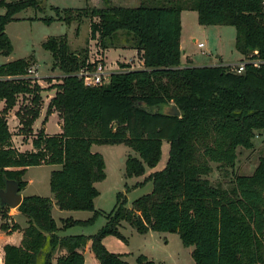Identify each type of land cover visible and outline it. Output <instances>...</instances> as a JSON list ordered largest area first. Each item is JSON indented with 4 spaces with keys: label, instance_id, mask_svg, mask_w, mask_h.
<instances>
[{
    "label": "trees",
    "instance_id": "obj_1",
    "mask_svg": "<svg viewBox=\"0 0 264 264\" xmlns=\"http://www.w3.org/2000/svg\"><path fill=\"white\" fill-rule=\"evenodd\" d=\"M103 8L64 9L53 7L56 17L40 18L50 25L91 20V39L104 50L117 48L120 37L141 53L143 69L122 64L109 83L88 87L78 73L89 60V49L72 51L67 37H52L43 43L64 77L57 84L47 116L57 113L61 133H46V119L34 134L42 115V88L29 70L34 57L0 65V189L6 181L28 186V168L58 165L50 177V188L60 210L90 211L87 221L63 220L59 228L53 217V199L24 197L18 212L28 227L19 246L4 247V264H85L83 250L91 251L100 264H129L124 255L110 252L103 241L113 235L126 241L119 228L128 223L139 234L177 233L185 247H193L195 264H264V156L250 176L237 175L230 188L214 186L206 177L212 163L234 168L238 149H253L256 132L264 130V63H247L241 74L220 62L215 66L182 65V12L196 11L202 26L235 27L236 50L244 59L264 61V11L262 0H143L138 7L111 5ZM0 53L9 57L13 45L6 26L27 10H43L38 0H0ZM97 18V21H94ZM258 51V55H255ZM243 62V60L241 61ZM21 133L33 138L32 151L14 144L8 115L19 97ZM175 104L181 117L162 113ZM163 141L170 144L165 168L152 173L151 193L128 208L127 196L107 216V224L95 235L61 236L60 231L93 224L98 182L106 178L105 160L93 152L94 145L125 144L138 157L129 155L127 178L141 177L146 167L155 168L162 159ZM11 208L0 205L1 229L13 232L5 220ZM65 251V253H62ZM138 264H156L141 255Z\"/></svg>",
    "mask_w": 264,
    "mask_h": 264
},
{
    "label": "rangeland",
    "instance_id": "obj_2",
    "mask_svg": "<svg viewBox=\"0 0 264 264\" xmlns=\"http://www.w3.org/2000/svg\"><path fill=\"white\" fill-rule=\"evenodd\" d=\"M12 1V0H7ZM43 10L27 9L17 14L16 21L6 26V33L9 36L13 51L9 57L0 53V65L13 62L23 58L34 57L36 63L32 66L33 73L38 84L44 88L42 92L43 106L42 118L37 122L36 128L40 130L46 119L47 132L53 136L61 131V119L57 115L47 116V108L50 103L51 95L55 94V86L62 83L64 74L54 67L52 54L43 48L49 38L67 37L70 48L76 52L84 48L89 49V55L93 60L103 57L107 69L112 72L121 71L122 64H128L131 69H143V59L141 53L131 49L130 42L124 37H120L117 42V48L104 50L101 48L97 39H89L91 30V20L82 19L80 25L72 23L67 25L64 22L55 21L50 25L46 24L40 18L56 17L53 7L64 9H84L103 8L108 4L105 0H38ZM90 1V3H89ZM143 0H111V5H123L125 7H138ZM145 1V0H144ZM6 12L0 8V15ZM97 18H94L96 21ZM182 20V19H181ZM182 65L208 66L218 61V55L223 57L227 63H236L239 58V52L236 50V28L230 26H202L198 22V13L188 11L184 14L182 20ZM89 32V33H88ZM87 41H89L87 43ZM204 44L203 48L199 44ZM105 52V54H104ZM185 52V54H183ZM190 58L191 62L188 61ZM220 61V59H219ZM225 64V63H224ZM39 76V77H38ZM55 96V95H54ZM26 98L20 96L17 106L12 110L10 118V129L18 145L25 146L29 139L23 137L20 129V121L16 116L20 108L27 104ZM4 108V103H0ZM37 130V132L39 131ZM31 137V136H30ZM93 152H99L105 160L106 178L96 184L99 196L95 200V209L100 215L95 222L86 226H74L65 231L64 235H95L106 224L107 216L113 211L117 203V195L123 193L127 196V207L132 208L133 202L143 197L153 190V183L146 181L152 173L161 171L165 168L169 159L170 144L163 141L162 159L155 168L146 167L145 174L141 177L127 178L126 161L129 155L138 157L130 147L125 144H103L94 145ZM264 156V130L256 132L253 149H238V159L234 168H222L218 164L212 163L213 171L206 178L214 186H220L225 189L230 188L237 175L250 176L259 165L260 158ZM58 165H41L30 167L26 173L25 180L29 181L24 197L41 196L49 197L54 200V195L50 188V177L54 170L60 169ZM53 216L58 225L63 226L64 220L72 218L84 222L94 216L90 211H66L60 210L55 205ZM11 212V210H10ZM9 217L5 220L11 218ZM1 225V224H0ZM120 232L125 236L126 241L116 236L110 235L103 241L106 248L117 254L124 255V260L129 264H138L137 259L141 255L148 257L156 264H195L191 255L193 247H185L182 244L180 236L177 233L169 232H151L146 235L139 234L128 223L122 222ZM88 256L87 264H99ZM94 262V263H93Z\"/></svg>",
    "mask_w": 264,
    "mask_h": 264
},
{
    "label": "crops",
    "instance_id": "obj_3",
    "mask_svg": "<svg viewBox=\"0 0 264 264\" xmlns=\"http://www.w3.org/2000/svg\"><path fill=\"white\" fill-rule=\"evenodd\" d=\"M89 3H90V1H89ZM117 6H123V5H117ZM123 7H125V6H123ZM188 11H190V10H185V11H183L182 12V16H181V19L183 20V16H184V14L186 13V12H188ZM193 12V11H192ZM196 12V11H195ZM38 20H40V19H38ZM97 21V20H96ZM72 23H77V25H78V22H72ZM71 23V24H72ZM91 25V24H90ZM89 32H90V37H89V39H91V30H89ZM88 32V33H89ZM89 41H87V43H88ZM70 46V45H69ZM85 49V48H84ZM181 49H182V41H181ZM72 51H76V49L75 50H73V49H71ZM107 50H109V49H107ZM106 51V50H105ZM104 54H105V52H104ZM183 54H185V52L183 53ZM182 58H184V56H182ZM218 61L217 62H215V63H211L210 65H208V66H215V65H218L220 62H223V63H225V64H239V63H241V61L244 59V57L239 53V58H238V61H236V63H227V62H225L224 60H223V57L222 56H219L218 55ZM89 59H92V57H90V55H89ZM219 59H220V61H219ZM105 60V59H104ZM188 61H190L191 62V60H190V58H188ZM194 66H197V67H202V65L201 66H198V65H195V64H193ZM39 77V76H38ZM54 95L55 94H53V95H51V98H53L54 97ZM51 101V100H50ZM12 114V112H10V114L8 115V123H9V127H10V118H9V116ZM52 115H57L58 116V114L57 113H53ZM42 118V115H41V117L36 121V123L34 124V126H33V130H34V134L35 133H37V130H39V128L37 129L36 128V124H37V122L40 120ZM61 124V123H60ZM42 127V126H41ZM45 129H46V133L47 134H49L48 132H47V126L45 127ZM11 130V129H10ZM61 131H62V129H61ZM61 131L59 132V133H61ZM12 132V131H11ZM24 137V136H23ZM32 140H33V138L32 137H30L28 140H27V144H26V149H24L25 148V146H23V145H18L17 144V142H16V140H15V137L13 136V141H14V144H15V146L20 150V151H22V152H25V151H32V150H34V148H33V145H32ZM25 141H26V139H25ZM29 169V168H28ZM28 172V171H27ZM28 182V185H29V181H27ZM27 188H28V186L26 187V189L24 190V191H22L21 192V194H22V196L24 197V192L27 190ZM53 203H54V205H53V210H52V214H53V212H54V210H55V205H56V203H55V201L53 200ZM58 207V206H57ZM10 215H11V218L8 220V224L10 225V226H12V225H14V224H18L19 226H20V229H18L17 231H13V232H4L2 229H1V225L3 224V220L1 219V217H0V264H4V247L6 246V245H15V246H19L20 244H21V242H22V240H23V237H24V230L28 227V223H27V218L25 217V216H23L22 214H20L19 212H18V210L17 209H11V212H10ZM54 217V216H53ZM55 219V218H54ZM56 220V219H55ZM64 219L62 218V221H63ZM78 220V219H77ZM61 221V222H62ZM80 221H83V220H80ZM57 222V221H56ZM57 224H58V222H57ZM58 227L61 229V228H63V226H62V224L61 225H58ZM64 233H65V231H60V235L61 236H66V235H64ZM149 233H151V232H149ZM148 233V234H149ZM146 235V234H145ZM86 236H90V235H86ZM92 236V235H91ZM105 240V239H104ZM83 252V254H84V256H85V264H87V260H88V256L91 258V260L92 261H94L93 259H95L96 260V258H95V256H94V254L92 253V251H91V241H88V243H87V245H86V247L84 248V250L82 251ZM192 252H193V249H192V251H191V255H192ZM62 253H65V251H62ZM56 257H57V255H56ZM56 257H55V259L53 260V264H57V261H56ZM97 261V260H96ZM98 262V261H97ZM94 263V262H93ZM99 263V262H98ZM94 264H96V263H94ZM100 264V263H99Z\"/></svg>",
    "mask_w": 264,
    "mask_h": 264
},
{
    "label": "built area",
    "instance_id": "obj_4",
    "mask_svg": "<svg viewBox=\"0 0 264 264\" xmlns=\"http://www.w3.org/2000/svg\"><path fill=\"white\" fill-rule=\"evenodd\" d=\"M262 8L264 11V0H262ZM199 47L203 48L204 44H199ZM255 55H258V51H255ZM104 61L105 60L103 57H98L96 60L89 59L87 61L86 66L80 70V72L78 73V77L83 79V82L86 86L99 87L109 83L110 77L114 72L109 71L107 69V65ZM249 62L254 65H260L264 63V61L260 59H243V62L239 64L226 65H229L233 71H236L237 73L241 74L245 71L246 64ZM29 73H33L32 69L29 70Z\"/></svg>",
    "mask_w": 264,
    "mask_h": 264
},
{
    "label": "water",
    "instance_id": "obj_5",
    "mask_svg": "<svg viewBox=\"0 0 264 264\" xmlns=\"http://www.w3.org/2000/svg\"><path fill=\"white\" fill-rule=\"evenodd\" d=\"M162 113L168 116L181 117V111L175 104L165 106ZM23 200L24 197L20 192L18 183L14 180L6 181L5 188L0 189V205L2 207L7 206L11 209H18Z\"/></svg>",
    "mask_w": 264,
    "mask_h": 264
}]
</instances>
